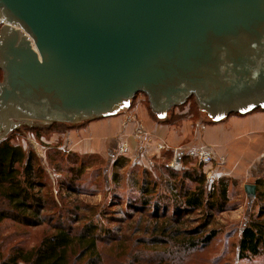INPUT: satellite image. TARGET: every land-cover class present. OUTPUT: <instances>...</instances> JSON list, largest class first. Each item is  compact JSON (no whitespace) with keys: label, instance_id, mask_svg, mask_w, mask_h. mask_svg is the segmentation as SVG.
I'll use <instances>...</instances> for the list:
<instances>
[{"label":"water","instance_id":"obj_1","mask_svg":"<svg viewBox=\"0 0 264 264\" xmlns=\"http://www.w3.org/2000/svg\"><path fill=\"white\" fill-rule=\"evenodd\" d=\"M0 24V136L140 93L161 119L193 96L214 121L264 108V0H0Z\"/></svg>","mask_w":264,"mask_h":264},{"label":"trees","instance_id":"obj_2","mask_svg":"<svg viewBox=\"0 0 264 264\" xmlns=\"http://www.w3.org/2000/svg\"><path fill=\"white\" fill-rule=\"evenodd\" d=\"M1 73L3 70L0 68ZM191 99L196 103L194 96L188 101ZM148 104L150 113L157 117L150 102ZM260 110L264 108L258 107L250 112ZM85 122L89 121L83 123ZM66 125L69 124L54 123L45 129L61 130ZM35 130L40 129H32ZM16 132L19 131L15 130ZM12 140L13 136L0 141V227L6 223L25 228L47 225L49 231H45L41 240L30 248L22 243L9 245L10 241L6 237L0 238V264H105L106 242H111L108 246L112 251L124 247L122 252L129 264H137L145 258L138 246L149 249L166 248L167 251L163 253L174 258L171 253L173 250L190 252L209 246L219 234V230L212 227L213 214L225 212L230 207L228 193L232 179L223 178L210 183L200 164L197 167L188 165L191 159L189 156L180 159L183 163L181 171L165 162L156 170L128 167V160L117 156L113 160L114 173L110 183L115 186L122 183L125 189L134 193L136 197L129 198L128 205L134 204L138 208L137 212L142 214L140 216L145 213L153 222L142 227L143 219L139 217L131 232H142L144 237L133 238L127 233L112 235V231L103 224L102 219L108 217V214L101 204L84 207L90 215L75 217L76 226L71 227L62 221L63 215L59 212L61 208L52 193L49 171L59 174L62 187L77 193L75 179L82 177L88 168L79 158L84 159V156L94 154L69 152L66 156L64 151L54 149V155L51 157L47 154L45 161L33 148L16 146ZM124 169L126 170L122 174ZM162 169L166 171L163 174ZM69 174L70 179L65 176ZM251 207L256 208V213L250 216L241 232L238 243L240 259L255 258L264 253V178L256 183V197L251 202ZM148 208H153V211L147 213ZM195 211L199 215L194 221L189 215L182 217L183 212L191 214ZM140 254L141 258L138 257ZM110 258V264H126L121 260L120 253L111 255ZM146 259L151 261L149 256Z\"/></svg>","mask_w":264,"mask_h":264},{"label":"rangeland","instance_id":"obj_3","mask_svg":"<svg viewBox=\"0 0 264 264\" xmlns=\"http://www.w3.org/2000/svg\"><path fill=\"white\" fill-rule=\"evenodd\" d=\"M0 76V82H2L3 73H1ZM142 96L145 97L146 105L149 107L146 95L143 94ZM134 106L135 101L133 99L128 105L120 107V109L117 111V114H122L123 120L127 115H135L131 112L132 109L129 110V108H134ZM176 109L178 112L173 113V111ZM135 116L137 120L141 122L138 116ZM231 116L240 115L230 114L226 118ZM153 117L162 123H175V126H180L184 120L190 121L193 124L192 127L195 128L196 126L201 128L205 125L223 122L226 119L224 118L221 121H214L206 112L201 110L192 99L183 106L174 107L168 112L166 117L162 119H160L158 116L156 117L155 115ZM87 124L88 122H81L74 125L69 124L62 127L61 130L55 129V131H49L45 129L48 128V126L30 127L26 125H20L18 128H14L12 131L1 135L0 141L13 136L12 141L16 146H22L24 148L31 147L41 157H43V160L46 161V157L48 156L47 154L51 155V157L54 155V149H59L60 152L64 151L66 156L68 155L67 153L73 152L70 150V146L68 144V133L74 129L82 128ZM35 128L40 130L32 131V129ZM15 130H18L19 132L15 133ZM76 141H80V139L78 138ZM119 148L117 150V155L113 157L112 155L103 157L101 155L94 154L93 156L89 157L84 156V159L79 158L80 160H83L84 163H86L88 168L82 177L75 179L74 183L77 193L70 192L67 190V188L62 187L60 185L61 177L59 174L55 173L53 170L49 171L52 193L57 199L59 208H61L59 212L62 213L60 215H63L62 221H64L66 224L71 227H75V217L90 215V213L87 212L84 207L87 205L91 207L101 204L105 206L106 213L108 214V217L102 219L104 221L103 224L105 225V228H108L112 231V235L121 236L127 233L133 238L140 236L144 237L142 232L138 234H133L131 232L132 229L137 225L139 217L143 219L141 225L142 227L153 222L148 219L147 214L145 213H143V216H140L142 214L137 212L138 208L134 204L128 205V199L136 197L134 193L131 194V191L125 189L122 183L117 186H115L113 183H110L114 173V170L112 169L113 160L117 156H120ZM190 158V164L188 165L197 167V165H199L197 159L195 157ZM56 159L59 158L57 157ZM126 159L130 165L128 167H142L139 166V164L132 165L131 159ZM172 160V154H168L165 163L170 165V162H173ZM173 168L178 171L183 170L180 166ZM125 170L126 169H124V171L122 170V174H124ZM164 171L165 169H162L161 173L163 174ZM65 176L69 177V179L71 177L70 174ZM257 181L258 180L255 178L249 179L250 184H256ZM228 195L230 203L229 209L225 212H216L213 214L212 227L218 229L219 234L209 246L204 249H198L190 252H178V250H173L171 253L173 254L174 258H169V254L163 253L164 251H167L166 248L159 247L157 249H149L144 248V246H138L139 252L145 255V258L137 264H150L149 262H151V264H159L160 262L169 264H264V253L255 258H239L238 243L241 237V232L245 228L250 216L256 213V208L251 207V201L248 199L240 181L231 180L229 182ZM148 211L152 212L153 208H148L146 212L148 213ZM184 214L185 213L183 212L182 217L189 215V218L193 219L192 221H194L197 219L199 212L195 211L191 214ZM48 228L49 227L47 225L38 228H25L23 226L6 223L0 227V238L6 237L8 242L10 241L9 245L22 243L27 248H30L41 240L45 231H49ZM106 243L105 255L107 257V262L105 264H110L112 262L110 256L115 255L116 253H120L121 260L125 261L126 264H129L128 260L124 258V252H122V248L124 247H121L119 250L112 251L110 246H108L109 244L111 245V242ZM100 246L102 247V245ZM156 250L158 252H156ZM128 251L129 248L127 249V252ZM176 252L179 254L177 255ZM141 254L138 256L139 258L142 257ZM146 256H149L151 261H148Z\"/></svg>","mask_w":264,"mask_h":264},{"label":"crops","instance_id":"obj_4","mask_svg":"<svg viewBox=\"0 0 264 264\" xmlns=\"http://www.w3.org/2000/svg\"><path fill=\"white\" fill-rule=\"evenodd\" d=\"M143 94H138L134 98V108H129L154 138L145 153L153 159L154 164L150 168L142 167L152 170L157 168L166 161L167 154H172V161L178 162L182 167L180 159L183 156L193 158L195 152L204 149L211 151L217 159L204 165L195 157L210 183L228 178L240 181L244 188L250 184V178H264V110L231 116L223 122L201 128L192 127L193 124L185 120L180 126H175V123H162L155 119ZM147 100L149 102L148 97ZM176 112L177 109L173 111ZM135 126L134 123L124 124L123 115L117 114L89 121L86 126L69 132L67 140L73 152L103 157L117 155L118 148L126 144L128 156L132 157L136 154L138 144L134 136ZM78 138L80 141H76ZM173 162H170V166Z\"/></svg>","mask_w":264,"mask_h":264},{"label":"built area","instance_id":"obj_5","mask_svg":"<svg viewBox=\"0 0 264 264\" xmlns=\"http://www.w3.org/2000/svg\"><path fill=\"white\" fill-rule=\"evenodd\" d=\"M134 123L135 132L134 136L138 142L136 148V154L132 157L128 156V145L124 144L119 148L120 156H124L131 159L132 165L139 164V166H146L148 168L152 167L154 161L151 157L146 156V148L154 142V138L145 130L142 122L138 121L135 115H127L124 119V124ZM194 156L204 165L211 164L217 161L216 156L208 150H198L194 153ZM173 167L180 166L178 162H173L171 164Z\"/></svg>","mask_w":264,"mask_h":264}]
</instances>
